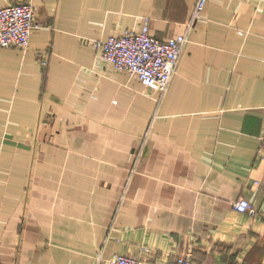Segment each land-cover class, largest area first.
<instances>
[{
    "label": "crops",
    "instance_id": "1",
    "mask_svg": "<svg viewBox=\"0 0 264 264\" xmlns=\"http://www.w3.org/2000/svg\"><path fill=\"white\" fill-rule=\"evenodd\" d=\"M30 1L0 47V264H264V0ZM187 41L164 90L98 56L141 30ZM247 199L251 211L233 207Z\"/></svg>",
    "mask_w": 264,
    "mask_h": 264
},
{
    "label": "built area",
    "instance_id": "2",
    "mask_svg": "<svg viewBox=\"0 0 264 264\" xmlns=\"http://www.w3.org/2000/svg\"><path fill=\"white\" fill-rule=\"evenodd\" d=\"M207 0H196L187 26L197 20ZM141 30H126L119 36L105 40H94L93 46L103 61L117 70H126L135 75L142 84L155 86L159 92L167 88L183 47L187 41L185 33L176 34L166 40L158 39L149 32L148 17H143ZM41 27L36 17L35 6L30 1L13 3L0 7V47L14 45L26 48L31 32ZM262 159H264V129L262 133ZM236 211H251L247 199L233 203ZM92 264H148L139 257L126 254H113L108 258L97 255ZM175 264H199L191 253L181 254Z\"/></svg>",
    "mask_w": 264,
    "mask_h": 264
}]
</instances>
